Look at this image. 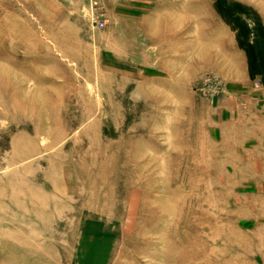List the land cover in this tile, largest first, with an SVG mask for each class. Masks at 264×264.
Returning a JSON list of instances; mask_svg holds the SVG:
<instances>
[{
	"label": "rangeland",
	"instance_id": "rangeland-1",
	"mask_svg": "<svg viewBox=\"0 0 264 264\" xmlns=\"http://www.w3.org/2000/svg\"><path fill=\"white\" fill-rule=\"evenodd\" d=\"M0 264H264V0H0Z\"/></svg>",
	"mask_w": 264,
	"mask_h": 264
}]
</instances>
